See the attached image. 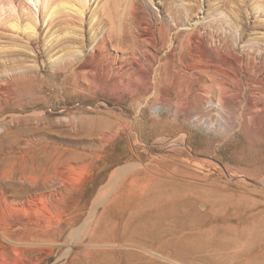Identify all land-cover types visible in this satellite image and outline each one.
<instances>
[{"label":"rangeland","instance_id":"374dc122","mask_svg":"<svg viewBox=\"0 0 264 264\" xmlns=\"http://www.w3.org/2000/svg\"><path fill=\"white\" fill-rule=\"evenodd\" d=\"M263 106L264 0H0V264H264ZM149 179L212 235L133 232Z\"/></svg>","mask_w":264,"mask_h":264},{"label":"bare ground","instance_id":"6f19581e","mask_svg":"<svg viewBox=\"0 0 264 264\" xmlns=\"http://www.w3.org/2000/svg\"><path fill=\"white\" fill-rule=\"evenodd\" d=\"M26 1L32 3V0H26ZM66 10L75 12L76 14L78 13V10L72 7H66ZM49 19L50 20L48 24L49 23L51 24L52 23L51 20L53 19V14H50ZM24 28H25L24 30L29 31L28 33L29 38L30 37L35 38V36H37L36 24L34 26H32L31 24L28 25L26 24ZM29 44H32V42ZM22 77L20 76V78ZM220 88H221V84H220ZM164 187H166V182L161 179H155V180L149 179L147 180L146 185L140 184V187H138L136 191L139 196L137 199V203L135 204L134 213L133 215H131L130 225L133 228V232H136L134 230L138 229L137 231L140 232L142 235L151 238L153 243H155V241L160 242L165 247L166 245H170L172 243V240L178 241L177 243H179V241L180 242L182 241L181 242L182 246H184L182 248H185V251L190 252L193 250V247L197 245L198 242L197 238L199 236L202 237V235H212L213 231L216 230L214 228L215 226L214 223L216 222L217 217L211 209H208L207 207L203 206V204H205L203 196L199 197L198 194H195L197 197L192 198L190 193H189L190 195H187L184 194L183 192L181 193L179 191L173 190L172 189L173 187L171 188H164ZM226 197L227 196L223 198ZM233 218H235V216ZM123 229H125V227ZM92 237L91 239H93ZM175 244L176 243H174V245ZM88 264L90 263L88 262Z\"/></svg>","mask_w":264,"mask_h":264}]
</instances>
